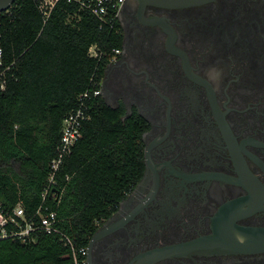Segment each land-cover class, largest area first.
I'll list each match as a JSON object with an SVG mask.
<instances>
[{"label":"flooded vegetation","instance_id":"1","mask_svg":"<svg viewBox=\"0 0 264 264\" xmlns=\"http://www.w3.org/2000/svg\"><path fill=\"white\" fill-rule=\"evenodd\" d=\"M118 22L101 96L143 119L145 169L93 264H264L244 245L264 227V0H126Z\"/></svg>","mask_w":264,"mask_h":264},{"label":"trees","instance_id":"2","mask_svg":"<svg viewBox=\"0 0 264 264\" xmlns=\"http://www.w3.org/2000/svg\"><path fill=\"white\" fill-rule=\"evenodd\" d=\"M75 7L62 2L50 20L43 18L34 0H16L0 13V37L8 61L16 60L7 89L0 93V203L21 204L37 229L35 240H0V264H74L71 248L88 246L99 225L143 176V119L123 112L94 96L101 87L107 56H93L97 45L104 55L121 47L114 29H100L97 19L82 12L79 22H69ZM91 117L82 137L56 174L47 196L56 212L58 232L40 227L37 213L57 154L63 120L80 105L81 95Z\"/></svg>","mask_w":264,"mask_h":264},{"label":"built area","instance_id":"3","mask_svg":"<svg viewBox=\"0 0 264 264\" xmlns=\"http://www.w3.org/2000/svg\"><path fill=\"white\" fill-rule=\"evenodd\" d=\"M126 0H34L37 9L43 18V24L50 20L54 10L62 2L73 5L75 9L69 14V22H79L82 19V12H86L94 16L100 29H114L119 19L122 6ZM9 10V9H8ZM6 10V11H8ZM5 12V11H3ZM1 13V12H0ZM90 54L93 56H107L109 62L113 61L115 55L119 52V48L114 52L104 55L105 52L99 51L97 45L90 47ZM16 66V60L8 61L5 54V47L0 37V93L7 89L10 76ZM91 95V90L81 95L82 105L73 110L64 120L62 124V135L57 148V154L51 163V173L49 182L43 192V202L39 205L36 215L40 217V227L47 233L58 232L55 226L56 212L49 210L50 206L46 204L47 196H56V192L52 187L57 184L56 174L60 167L65 163L66 159L72 154L78 140L82 137V128L84 122L91 117V113L85 101ZM94 96L102 95V85L93 90ZM38 226L33 218H28L25 209L21 204L13 208H6L0 203V240L11 238L23 241L35 240ZM66 245H69L72 252L74 264H89L88 246L76 247L72 239L67 235H63Z\"/></svg>","mask_w":264,"mask_h":264},{"label":"water","instance_id":"4","mask_svg":"<svg viewBox=\"0 0 264 264\" xmlns=\"http://www.w3.org/2000/svg\"><path fill=\"white\" fill-rule=\"evenodd\" d=\"M15 0H0V12L6 11L10 8L12 3ZM146 2L155 3L158 5L166 6V7H183V6H190L197 3H201L207 0H145ZM108 228L105 226H101L92 236L89 244H88V261L89 264H93L92 260V251H93V245L95 240L99 235H101L103 232L107 231ZM244 233L247 234L248 239L246 241L245 248L248 250H257L262 251L264 250V227L260 228H247L244 230ZM245 234V235H246ZM172 248H166L163 251H169ZM146 262L144 264H147V253L145 255Z\"/></svg>","mask_w":264,"mask_h":264}]
</instances>
